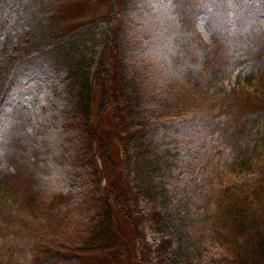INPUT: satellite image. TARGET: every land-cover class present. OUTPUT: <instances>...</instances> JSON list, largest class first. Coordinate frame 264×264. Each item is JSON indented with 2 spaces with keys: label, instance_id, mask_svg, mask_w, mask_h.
Segmentation results:
<instances>
[{
  "label": "trees",
  "instance_id": "trees-1",
  "mask_svg": "<svg viewBox=\"0 0 264 264\" xmlns=\"http://www.w3.org/2000/svg\"><path fill=\"white\" fill-rule=\"evenodd\" d=\"M175 3L107 0L104 13L61 30L49 0H0V135L18 110L21 137L45 156L26 184L43 199L58 198L60 212L75 209L66 225L73 253L53 252L37 264H84L82 256L97 254L131 259L128 241L115 236L111 215L98 203L95 174L97 155L109 210L131 220L121 159L100 129L115 55L127 76L149 72L125 117L131 158L142 194L177 224L178 258L208 237L222 249V264H264V0H246L244 22H235L237 9H230L228 26L241 53L227 45L219 60L211 58L215 27L207 12L187 21ZM192 110L202 114L197 122L160 121ZM187 140L222 146L230 169L254 177L215 187L188 179L179 173ZM22 199L0 187V264L57 247L56 223L45 224Z\"/></svg>",
  "mask_w": 264,
  "mask_h": 264
},
{
  "label": "rangeland",
  "instance_id": "rangeland-1",
  "mask_svg": "<svg viewBox=\"0 0 264 264\" xmlns=\"http://www.w3.org/2000/svg\"><path fill=\"white\" fill-rule=\"evenodd\" d=\"M126 0H119L123 5ZM246 0H176V9L190 21L200 11H206L208 20L214 25L210 54L211 58L219 60L224 57L227 45H233L235 53L239 54L240 48L234 45V40L239 36L228 25L231 20L230 9H237L234 15L235 22H244L245 15L243 4ZM49 6L56 11L53 16L55 26L65 30L84 20L91 19L106 11L107 0H49ZM121 27L115 33L120 32ZM145 72V73H144ZM142 72L141 76H127L120 57L115 55L114 64L110 72V106L109 111L102 119L101 131L113 143L114 152L119 155L121 162L120 182L126 192L129 201L132 219L123 218L119 211L111 212L110 196L107 191L105 169L98 156L95 174L99 181L100 193L98 201L105 213L110 214L116 227L115 236L122 241H128L130 248V260L124 257H110L104 255L82 256L84 264H222L223 251L219 245L208 237L201 239L198 249L190 250V253L178 258L177 235L175 223L164 218V213L159 204L140 191L134 170L136 167L132 161L131 142L133 132L127 129L126 114L130 107L135 104L140 90L148 80V71ZM95 87L96 104L101 92V86L96 81ZM229 86V83H226ZM96 108V107H95ZM94 108V110H95ZM15 113H10L2 123L0 135V187L10 192L12 198H23L33 211L43 219L45 224L54 221L56 232L54 239L57 247L54 250L44 249L34 252L28 261H14L13 264H37L47 258L53 252L73 253V235L67 231V222L73 217V207L60 212L58 206L60 200L56 197L45 198L30 188L27 179H34L33 173L41 169L44 155L38 148L30 145L24 137L22 124ZM202 117L198 110L186 113L169 115L160 121L180 124L197 122ZM213 142L215 138H210ZM183 153L188 156L187 163L180 172H186L188 179L196 178L201 186L215 187L221 182L238 183L254 177L247 171H235L228 167L230 161L222 146L212 147L210 144L200 145L199 142L187 140L181 144ZM151 178L152 175H151ZM18 196V197H17ZM98 196H96L98 198ZM69 214V215H68ZM55 216V217H54ZM47 221V222H46ZM48 227L50 224H48ZM185 253V251H184Z\"/></svg>",
  "mask_w": 264,
  "mask_h": 264
}]
</instances>
